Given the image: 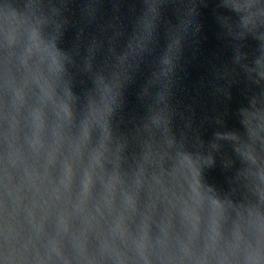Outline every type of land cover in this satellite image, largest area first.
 <instances>
[{"label": "water", "instance_id": "95a60500", "mask_svg": "<svg viewBox=\"0 0 264 264\" xmlns=\"http://www.w3.org/2000/svg\"><path fill=\"white\" fill-rule=\"evenodd\" d=\"M262 174L264 0H0V264H264Z\"/></svg>", "mask_w": 264, "mask_h": 264}, {"label": "clouds", "instance_id": "9594fccd", "mask_svg": "<svg viewBox=\"0 0 264 264\" xmlns=\"http://www.w3.org/2000/svg\"><path fill=\"white\" fill-rule=\"evenodd\" d=\"M261 183H264V174L261 175ZM85 190H87L86 185H85ZM262 195H264V193H262Z\"/></svg>", "mask_w": 264, "mask_h": 264}]
</instances>
